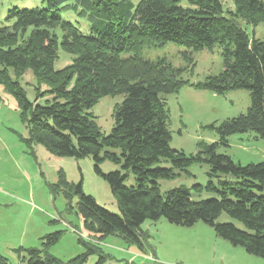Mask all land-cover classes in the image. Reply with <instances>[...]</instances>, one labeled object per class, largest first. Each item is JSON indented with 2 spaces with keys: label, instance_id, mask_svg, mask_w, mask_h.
Returning <instances> with one entry per match:
<instances>
[{
  "label": "trees",
  "instance_id": "16d2710c",
  "mask_svg": "<svg viewBox=\"0 0 264 264\" xmlns=\"http://www.w3.org/2000/svg\"><path fill=\"white\" fill-rule=\"evenodd\" d=\"M42 8H10L6 25L0 27V84L17 102L27 128V143H39L48 152L75 158L90 156L94 172L108 184L118 213L99 205L83 192L81 182L66 181L64 173L54 190L68 198L77 196L76 212L87 230L100 237L115 234L143 249L146 220L163 217L168 222L191 226L202 221L215 234L264 262V159L240 164L219 153L227 137L255 132L264 138V38L250 37L240 20L256 26L264 22L263 0H232L224 9L221 0H42ZM63 12L87 20L83 33ZM173 42L190 51L219 48L222 69L190 86L224 94L245 89L250 104L245 113L209 125L217 134L211 143L200 141L194 154L170 146L166 96L189 83L182 70L160 58L141 56L148 45ZM61 48L73 55L66 66L55 69ZM123 51L132 52L122 57ZM191 64L193 61H190ZM30 71L34 98L28 99L19 78ZM44 86V88H42ZM120 94L114 105L113 125L102 133L91 107L106 95ZM120 163L122 171L102 172L103 160ZM161 162L168 166L160 165ZM193 163L208 165L205 186L195 191L213 193L194 200L190 189L180 185L164 192L158 180L187 172ZM177 170V171H176ZM132 173L134 185L124 181ZM216 178V182L211 178ZM225 212L240 221L218 222ZM62 231L44 235L41 248L19 247L26 252L19 264H81L94 250L64 262L48 253ZM78 242H85L78 238ZM0 264H11L0 254Z\"/></svg>",
  "mask_w": 264,
  "mask_h": 264
},
{
  "label": "rangeland",
  "instance_id": "374dc122",
  "mask_svg": "<svg viewBox=\"0 0 264 264\" xmlns=\"http://www.w3.org/2000/svg\"><path fill=\"white\" fill-rule=\"evenodd\" d=\"M221 3L224 9L232 10L234 7L232 0H221ZM180 4L189 5L187 0H180ZM43 6L42 0H0V27L6 25V13L12 7ZM61 15L74 22L83 33H88L89 26L85 18L73 12H63ZM239 24L250 37L264 38V22L252 26L240 20ZM57 54L55 69L72 61L73 55L61 48ZM130 54L132 52L123 51L121 56L127 57ZM141 56L152 61L165 59L173 67L183 69L182 76L189 81L179 87L177 92L166 96L170 146L174 149L194 154L198 142L216 141L217 134L209 125H218L225 119L245 113L250 104L249 92L245 89L215 94L190 86L208 75L220 72L222 58L217 46L210 50L190 51L182 45L166 42L144 46ZM19 82L27 98L32 100L35 80L31 72L26 71ZM122 98L120 94L106 95L91 107L95 123L102 133L110 131L114 105ZM27 134L16 99L0 84V254L11 264L21 263L26 256V252L16 249L41 248V238L55 231H62V234L48 248V253L64 262L85 253L88 247L94 251L81 264H264L260 257L217 236L213 228L202 221L191 226H181L163 217L156 221L146 219L141 225L148 236L143 242V249L125 242L115 234L100 237L98 233L87 230L76 212L77 196L71 198L73 207L70 208L63 191L54 190V186L59 181V174L63 172L66 181L73 184L81 182L84 193L91 195L99 205L118 213L116 198L107 182L94 172L90 156L75 158L52 154L39 143H27ZM217 151L242 165L255 163L264 159V138L255 132L235 133L228 136L227 145H219ZM160 165L169 164L161 162ZM99 167L104 173L122 171L120 163L107 159ZM177 172L179 174L174 178L158 180L161 192L183 185L190 189L194 200L213 196L211 192L195 191L192 187L193 184H207V164L193 163L187 167V172ZM211 180L216 182L217 179L213 177ZM124 184H135L132 173L129 172ZM217 221L233 222L244 229L240 221L225 212L219 215ZM78 238L85 242L84 245L78 242Z\"/></svg>",
  "mask_w": 264,
  "mask_h": 264
}]
</instances>
